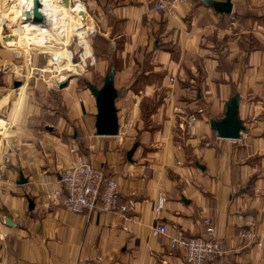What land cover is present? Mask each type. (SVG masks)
<instances>
[{"label": "crops", "instance_id": "0c3cea01", "mask_svg": "<svg viewBox=\"0 0 264 264\" xmlns=\"http://www.w3.org/2000/svg\"><path fill=\"white\" fill-rule=\"evenodd\" d=\"M83 1L93 20L100 9L119 58V133L95 135L86 91L24 85L12 98L0 87V264H185L168 237L203 235L205 217L225 251L218 264H264V0H230L223 15L202 0L170 11L156 0ZM12 56L0 49L1 70ZM236 93L246 132L218 139L209 121ZM72 143L118 182L125 214H73L53 197ZM158 224L166 236L151 235Z\"/></svg>", "mask_w": 264, "mask_h": 264}, {"label": "built area", "instance_id": "2783aa9c", "mask_svg": "<svg viewBox=\"0 0 264 264\" xmlns=\"http://www.w3.org/2000/svg\"><path fill=\"white\" fill-rule=\"evenodd\" d=\"M67 1L72 2L74 0ZM77 1L84 2L83 0ZM189 1L190 0H156L155 10L170 11L174 6L186 4ZM93 34H96V32H90L88 36ZM74 37H76L77 46L81 48V51H79L76 59L73 58L72 52L69 51L71 53V59L76 65L80 64L84 69L86 67V60L89 59V57L82 58V56H84V48L80 44L78 36L74 34ZM33 51H40L39 53L41 54L47 53V50L43 49ZM48 53L50 58L47 61L46 67L58 66L56 57L50 52ZM22 58L24 59L17 65H12V67L8 66V70L10 69L9 71L15 79L19 80L21 83H26L33 78H43L46 69L33 67L30 52ZM15 59L20 60L21 56L15 53ZM90 62H92V60H90ZM60 69H58L56 74L66 72L79 76L74 69L68 71H60ZM58 80L60 79H57L56 82ZM56 82L54 84L55 87H57ZM192 120H194V118H192ZM70 153L75 155V159L70 166L61 169L59 178L56 180V182L60 184V189L53 193V197L60 200L61 206L73 214L92 211L109 214H125L128 211V207L127 205L119 204L120 189L118 182L114 179L106 178L101 170L95 168L85 156L79 154L78 147L75 143L71 144ZM164 202V198H161L158 204L153 207L155 214L160 212ZM201 221L204 227L203 235L191 237L177 231L173 236L168 237L169 249L171 251L181 252L185 264H218L224 257L225 251L220 241L215 237L213 220L209 217H205ZM167 233L168 228L165 224H158L151 230V235L154 237L166 236ZM239 235L241 238L247 239L253 237V234L245 231H242Z\"/></svg>", "mask_w": 264, "mask_h": 264}, {"label": "rangeland", "instance_id": "374dc122", "mask_svg": "<svg viewBox=\"0 0 264 264\" xmlns=\"http://www.w3.org/2000/svg\"><path fill=\"white\" fill-rule=\"evenodd\" d=\"M4 0H0V3H3ZM96 2L99 4L100 0H96ZM3 6V5H2ZM13 10V9H12ZM87 11V8H86ZM14 13H16V21L14 22H8L5 24L4 27H2V32L0 33V49L9 52L11 54H18L21 56L20 60L15 59V57L10 58L6 63H2V70L0 71V75H5V83H2L3 79H0V87H4V95H10L12 98L16 97V90L23 87L25 85V93L27 94L28 92H35L36 94L38 93H44L47 88L49 87V84H55L57 79H62V78H68V84L66 87L62 88L64 91L70 95L76 94L75 91L83 90L90 92L86 89L85 84L90 83L93 86L100 88L103 84V79L105 77V74L109 70L110 67H113V65H119V58H117V53L115 50L114 44L111 43L110 37L106 34V23L105 20H98V15L100 13L99 8H95L93 10V22L95 26L99 27V31H96V34L90 35L86 38L85 43L87 44L86 48L88 49V52H90L89 59L86 60V67L83 69V67L79 64L77 65L80 71H76V74L79 72V76H76L75 74L72 75V73H66V72H60L56 74L58 69L60 67H69V64L64 61V64H58V66H47V61L50 58V55L47 51V53L41 54L39 53L40 51H33L37 50V48L34 47H29V49H24L21 40L17 39L15 40V44H12L10 41V35L14 31V26L17 23V20L20 18L21 15V10H13ZM92 13V12H91ZM89 15V14H88ZM90 16V15H89ZM91 17V16H90ZM92 18V17H91ZM58 22V21H57ZM55 21H52L50 23V29L47 28H42L46 32V36L48 39H53L54 41L60 42L64 41V37L66 34L60 29L58 26L54 25ZM74 27V25H73ZM72 27V30H73ZM70 29V28H69ZM83 31V30H82ZM2 35V37H1ZM8 35V36H7ZM52 35L56 38H52ZM68 51H71L73 54V58L76 59L77 55L79 54V51H81V48L77 46V41L76 37H74L73 33H69L68 31ZM11 46H17V49L11 48ZM118 48H121V44L116 45ZM32 49V50H31ZM30 50V51H29ZM45 50V49H43ZM30 52L31 57H32V65L35 68L38 69H46V72L43 75V78L38 79L33 78L26 83H21L22 85L18 88H14L13 84L14 81H19L14 78V76L11 74V72L8 70V66L12 67V65H17L20 63L28 53ZM92 60V62H90ZM26 63V62H25ZM74 65V69L78 70L75 62H72ZM65 65V66H64ZM7 68V69H6ZM4 70V71H3ZM1 77V76H0ZM13 81V82H12ZM49 81V82H47ZM27 84V85H26ZM55 87V86H54ZM57 88V87H55ZM47 92V91H46ZM16 95V96H15ZM91 95V94H90ZM68 97V96H66ZM93 98V97H92ZM59 109H61L59 107ZM61 111V110H59ZM4 126V125H3Z\"/></svg>", "mask_w": 264, "mask_h": 264}, {"label": "bare ground", "instance_id": "6f19581e", "mask_svg": "<svg viewBox=\"0 0 264 264\" xmlns=\"http://www.w3.org/2000/svg\"><path fill=\"white\" fill-rule=\"evenodd\" d=\"M38 1L40 3L41 14L43 16V21L41 23H32L30 20L24 19L25 12L30 11L33 0H4L3 3H0V33L2 32V27H4L5 24H7L8 22L16 21L17 16L16 13L13 12V10L17 12V10H19L20 8L21 15L14 26V31L10 35V39H13L14 42L17 39L24 42L21 46L24 49H29V47L35 46L37 49L47 50L56 57L57 64H64V61H67L69 67H60V71H68L70 69H74L71 68L74 67V65L72 63L73 60L71 59V53L67 48L68 31L69 33H73L78 36L80 44L84 48V56H82V58L89 57L90 52H88V49L86 48L87 44L85 43V40L90 32L97 31L93 19L88 15L85 4L82 1ZM52 21H55L54 25L58 26L60 31L62 30L66 34V36H63L64 41L57 42L53 39H48V37L46 36V32L42 28L50 29V23ZM52 38L56 37L52 35ZM11 48L17 49V46H11ZM74 70L75 72L80 71L79 69ZM60 80L66 79L62 78Z\"/></svg>", "mask_w": 264, "mask_h": 264}, {"label": "water", "instance_id": "95a60500", "mask_svg": "<svg viewBox=\"0 0 264 264\" xmlns=\"http://www.w3.org/2000/svg\"><path fill=\"white\" fill-rule=\"evenodd\" d=\"M202 1L212 8L214 12L221 15L230 14L232 12L230 0H226L225 2H214L211 0ZM25 19L30 20L32 23H41L43 21L38 0H33L31 10L25 12ZM96 29L98 30L97 27ZM68 81V78H66V80H58L56 82L57 88L62 89L66 87ZM21 85L20 81H15L13 84L14 88H18ZM85 86L95 101V135L98 137H116L119 133V124L115 100L119 97L120 92L114 87V67L109 68L100 88L90 83H86ZM239 101V95L236 93L230 100L225 102V113L223 118L209 121V127L216 133L218 139L239 140L240 135L246 132L242 121L239 119ZM73 138H76V136ZM134 150L133 148L128 153V159H130ZM5 224L10 226V220L5 219Z\"/></svg>", "mask_w": 264, "mask_h": 264}]
</instances>
